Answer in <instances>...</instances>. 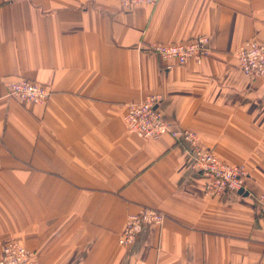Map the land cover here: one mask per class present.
Here are the masks:
<instances>
[{"label":"crops","instance_id":"obj_1","mask_svg":"<svg viewBox=\"0 0 264 264\" xmlns=\"http://www.w3.org/2000/svg\"><path fill=\"white\" fill-rule=\"evenodd\" d=\"M198 36L200 65L168 69L145 50ZM247 41L264 45V0H0V257L15 239L37 264H264V79L238 68ZM20 79L48 102L8 97ZM154 94L174 130L245 168L243 194L205 197L184 144L126 131L127 105ZM143 208L163 226L119 246Z\"/></svg>","mask_w":264,"mask_h":264},{"label":"built area","instance_id":"obj_2","mask_svg":"<svg viewBox=\"0 0 264 264\" xmlns=\"http://www.w3.org/2000/svg\"><path fill=\"white\" fill-rule=\"evenodd\" d=\"M159 0H119L121 9L129 10L134 6L154 7ZM145 50L167 62V68L183 66L188 62L200 65L210 56L209 40L198 36L188 41L147 45ZM240 71L250 80L264 79V45L255 41L244 42L235 53ZM7 96L22 104L45 105L51 95L48 87L20 79L6 84ZM162 96H146L137 103L127 105L124 115L126 131L143 140H157L169 135L175 142L186 146L190 159V169L202 175L206 182L203 195L209 199L220 197L226 192L238 193L243 189L247 172L243 166H231L221 162L209 150L199 146L197 136L186 130H174L160 109ZM260 216H264V195L255 197ZM165 215L155 209L143 208L130 214L125 220L117 244L122 247L133 246L145 227L161 228ZM0 264H37L36 255L15 239L2 244Z\"/></svg>","mask_w":264,"mask_h":264},{"label":"water","instance_id":"obj_3","mask_svg":"<svg viewBox=\"0 0 264 264\" xmlns=\"http://www.w3.org/2000/svg\"><path fill=\"white\" fill-rule=\"evenodd\" d=\"M238 193H240V194H243V189H242V190H240Z\"/></svg>","mask_w":264,"mask_h":264}]
</instances>
